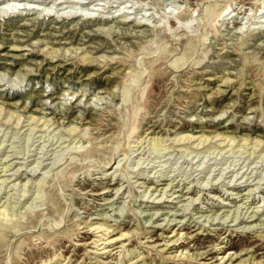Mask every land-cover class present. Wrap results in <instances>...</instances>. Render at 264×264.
I'll return each mask as SVG.
<instances>
[{"label": "rangeland", "instance_id": "1", "mask_svg": "<svg viewBox=\"0 0 264 264\" xmlns=\"http://www.w3.org/2000/svg\"><path fill=\"white\" fill-rule=\"evenodd\" d=\"M0 107V264H264V0H0Z\"/></svg>", "mask_w": 264, "mask_h": 264}, {"label": "bare ground", "instance_id": "2", "mask_svg": "<svg viewBox=\"0 0 264 264\" xmlns=\"http://www.w3.org/2000/svg\"><path fill=\"white\" fill-rule=\"evenodd\" d=\"M209 7V6H208ZM208 7L206 8V10H207V13L209 12L208 10ZM228 8H229V5H225L220 11H219V13H217V16H219L221 13H224L225 11H227V13H229V12H231L232 10H230L229 12H228ZM259 8V7H258ZM258 8H256L255 9V11H257V9ZM211 10V9H210ZM256 13V12H255ZM80 15V14H79ZM78 15V16H79ZM71 16V15H70ZM88 16V15H87ZM93 16V15H92ZM122 18L121 19H125V18H123V16H121ZM75 18V17H74ZM105 18H103V19H101V18H99V20H104ZM120 19V20H121ZM119 20V21H120ZM125 21V20H124ZM116 22V21H115ZM124 23V22H123ZM163 23H164V20H163ZM102 24V23H101ZM107 27H109V26H107ZM106 27V28H107ZM102 30V29H101ZM100 30V31H101ZM105 30V29H104ZM108 30V29H107ZM109 31H111V30H109ZM105 32V31H104ZM94 33H96V32H93V34ZM23 37V36H22ZM70 48V47H69ZM68 50V49H67ZM75 50H77L76 48H75ZM62 50H60V48L59 47H54V46H46V47H44V49H42L41 48V52H42V54L44 55V56H46V57H48V59H52V58H57L58 56H60V55H62L61 53L62 52H64V50L61 52ZM64 54V53H63ZM105 56L104 55H100V56H98V57H91V56H87L86 54L85 55H83L82 56V58H83V60H86V59H90V60H98V61H101L103 58H104ZM129 72V70L126 72V73H128ZM130 74V73H129ZM129 74H127V75H129ZM227 76V75H226ZM228 77V76H227ZM225 83H227L228 81H227V79H224L223 80ZM217 82V81H216ZM115 90L114 89H111V90H109V92H108V94L110 93L111 95H114L115 94V92H114ZM221 91V90H220ZM116 92H118V91H116ZM217 92H219V90L217 91ZM66 96V95H65ZM112 97V96H111ZM83 98V97H82ZM99 98V97H98ZM101 98V97H100ZM69 99H70V97H69ZM93 99V98H92ZM103 99V98H102ZM81 100V99H80ZM27 101V100H26ZM48 101V100H47ZM47 101H42L40 104L41 105H45L46 104V102ZM62 103V102H61ZM24 106H27V103H25L24 104ZM1 108V107H0ZM1 109H3V108H1ZM0 109V110H1ZM8 110V109H7ZM2 111V110H1ZM0 111V113H2ZM44 111L43 110H40V113H41V115L36 119V120H34L35 118H34V116L36 115H34V116H30L31 117V119H33L34 120V122H37V121H41V124L44 126L46 123H47V121H48V119L49 118H42L43 120H41V117H43L44 115V113H43ZM4 113V112H3ZM3 117V116H2ZM20 117V115H19V113H17V112H15V111H12V112H9V111H7L5 114H4V122H7L8 120H10V119H12V121L10 122V125L11 124H13L14 125V127H15V125L16 124H19L18 123V120L20 119L19 118ZM36 117V116H35ZM81 117V113H79L78 114V118H80ZM51 120V119H50ZM61 121V120H60ZM53 122V121H52ZM7 124V123H6ZM49 124V123H48ZM74 125V124H73ZM70 126L69 128H67V132H66V134H70L74 129H75V127L76 126ZM17 126V125H16ZM33 126H35V124H33ZM32 126V127H33ZM69 126V125H68ZM216 126V125H215ZM229 126V125H228ZM133 129H134V131H135V129H136V126H134L133 127ZM132 129V130H133ZM193 135V134H192ZM220 135V134H219ZM161 137V136H160ZM191 138V135H187V133H186V135H183V136H180L179 138H177L176 139V141H178V140H183V139H188V138ZM193 137V136H192ZM244 137V136H243ZM197 138H200L199 140H198V142L196 143V144H200V143H202L204 140H206V136H203V135H200V136H198ZM226 138V137H225ZM224 138V139H225ZM233 136L231 135V136H229V138H227V140L228 141H230V144H232V142L234 141L233 140ZM247 138V137H246ZM246 138H243V142H245L246 141ZM242 139V138H241ZM151 145L153 146V147H156V148H165L164 147V145L163 144H161V142H163L164 140L163 139H161V138H158V137H156L155 136V138L153 137L152 139H151ZM255 141V143L253 144V146L254 147H252L253 149H252V152L255 150V148H256V146L257 145H259V143H260V140H259V138L258 139H256V140H254ZM61 143V142H60ZM229 143V142H228ZM237 145L238 146H240L241 148H246L244 145H241V144H239V143H237ZM209 148H211V146H209ZM262 150H263V148H262ZM262 150H260V151H262ZM8 156V155H7ZM111 155H108L107 157H105L104 159H102L101 160V164L99 165V169L100 170H102V168L101 167H105V166H107L108 164H109V162H110V160H111ZM2 160H3V158H2ZM6 161V160H5ZM1 164H2V170H7L8 169V166L9 167H11L10 166V164L12 163L11 161L10 162H8L7 164H5V163H3V162H0ZM17 163V162H16ZM37 164H39V162H37ZM110 166H111V164H110ZM31 167H33V166H31ZM40 167V166H39ZM108 167V166H107ZM17 168H18V166L14 169V171H16L17 170ZM1 170V169H0ZM31 170V169H30ZM38 170V169H37ZM35 171V170H34ZM33 171V172H34ZM17 172V171H16ZM112 172H114V171H112ZM116 173V172H115ZM3 174V173H2ZM9 174V173H8ZM20 174V173H19ZM43 174V173H42ZM119 175V174H118ZM151 176V175H150ZM4 177V176H3ZM70 177H71V175H70ZM70 177H69V180H67V182H69L70 181ZM1 178V177H0ZM12 178V177H11ZM237 178V177H236ZM5 181H7L6 180V178H1V184L0 185H2V183H4ZM12 182V181H11ZM230 183V182H229ZM41 184H42V182H41ZM65 184H67V183H65ZM4 185V184H3ZM14 185V184H13ZM40 186V184H39V182L37 181V186L36 187H39ZM66 186V185H65ZM35 187V188H36ZM41 188H42V185L40 186ZM39 187V189H41ZM166 187V186H165ZM106 188H108V187H106ZM36 189H38V188H36ZM117 190H119V187H117L116 188ZM250 189V188H249ZM251 190V189H250ZM249 190V191H250ZM164 191V190H163ZM162 191V194L164 193ZM102 192H107V191H102ZM26 193V192H25ZM96 194H101V193H96ZM158 194H160V193H158ZM247 194V193H246ZM163 195H161L160 196V198L159 199H161V197H162ZM197 198V197H196ZM221 200V199H220ZM42 201V200H41ZM44 204V203H43ZM58 207V206H57ZM10 208V207H9ZM56 211V210H55ZM101 218V219H100ZM99 219L100 220H96V221H93V222H91L90 220L88 221V222H86V220L83 222L85 225H84V227H86L87 228V230H89L90 232H93V234H94V236H95V238L91 241V243H93L92 245H94V248H95V250H102L101 252H99V253H104V252H106L107 250V247H108V245L109 244H112L113 242H115L116 240H122V239H120V237H124V236H126L129 232L128 231H122V232H120L119 234H115V235H112V234H109L113 229H111L112 227H111V224H108V222H107V220H105L104 219V217L102 218V217H100ZM94 219V218H93ZM49 220V219H48ZM0 221H4V222H7L8 221V212H7V210H6V206L5 205H3V203H0ZM50 223V222H49ZM58 223V222H57ZM59 224V223H58ZM171 225V224H170ZM53 225H51V227H52ZM55 226V225H54ZM59 226V225H58ZM139 228V227H138ZM20 229V228H19ZM79 228H78V223H75L74 224V227H70V228H67V229H63L62 231H61V236H63V237H69L71 234H73V232H75L76 230H78ZM16 230H18V229H16ZM113 232H114V230H113ZM53 233H54V231H53ZM6 233H5V231L4 230H0V241L2 240V238L3 237H5L6 235H5ZM134 234V233H133ZM136 236V235H135ZM168 236H170L171 237V239H169V240H167V241H169V242H171L172 244H175V242L179 239H181V238H183V232H175L174 234H171V235H168ZM33 237V236H32ZM41 237H45L44 235H43V233H41V234H39V238H41ZM161 238V237H160ZM164 241V240H163ZM138 242V241H137ZM85 243V242H84ZM122 243V242H121ZM167 243V242H166ZM141 244V243H140ZM164 244V243H163ZM178 244H180V243H178ZM113 245V244H112ZM166 247V246H165ZM180 247V246H179ZM222 247V246H221ZM170 248H172V247H170ZM184 249H187V248H184ZM179 250V252H178V254H177V256H180L181 254H182V257L181 258H187V257H189V259L190 258H192V257H195L196 255H197V253H191L189 256L187 255V254H185V252H182V249H178ZM129 252V251H128ZM122 254V253H121ZM128 253H126V255H127ZM143 255V254H142ZM231 255H234V252H232V254H230L228 257H227V259L226 260H228V259H230V257H231ZM243 255V254H242ZM55 256V255H54ZM236 256V255H235ZM139 258H140V256H139ZM177 258V257H176ZM179 258V257H178ZM221 258H225L224 257V255H222L221 257H220V259ZM244 258V257H243ZM50 259V258H49ZM66 259V258H65ZM53 260V259H52ZM55 261V260H54ZM136 261V260H135ZM235 261V260H234ZM247 260L246 259H242L240 262L241 263H243L244 264V262H246ZM262 261L263 260H255V261H252V264H261L262 263ZM45 262V261H44ZM48 262V261H47ZM110 262V261H109ZM43 263V262H42ZM145 263V262H144ZM54 264H56V263H54ZM63 264V263H62Z\"/></svg>", "mask_w": 264, "mask_h": 264}]
</instances>
